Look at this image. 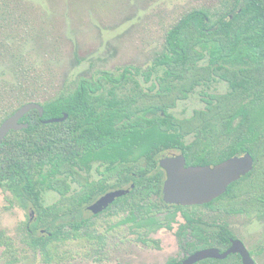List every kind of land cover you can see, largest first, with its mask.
Masks as SVG:
<instances>
[{"label": "trees", "instance_id": "obj_1", "mask_svg": "<svg viewBox=\"0 0 264 264\" xmlns=\"http://www.w3.org/2000/svg\"><path fill=\"white\" fill-rule=\"evenodd\" d=\"M29 5L0 0V61L14 79L0 81V125L29 102L40 104L44 114L29 112L20 120L28 127L10 132L0 144V191L23 209L29 203L36 208L37 222L50 234L39 240L43 260L54 258V237L65 242L67 233L60 230L66 225L82 240L85 207L109 189L134 184L120 199L123 206L144 208L145 199L158 200V158L167 151H181L194 165L249 153L259 164L246 177L249 188L226 192L218 202L264 204V0L194 7L164 30L161 50L145 70L125 66L64 78L60 85L54 66L30 58L25 44L13 39L18 29L29 36L25 27L37 14ZM139 78L149 84L146 89ZM215 80L227 84V93L208 96L189 118L172 114L178 102ZM64 115L63 122L44 123ZM186 138L194 142L185 145ZM201 141L217 150L199 154ZM94 164L100 178L89 182L85 174ZM72 185L78 188L74 193ZM50 190L59 199L44 207L40 193Z\"/></svg>", "mask_w": 264, "mask_h": 264}, {"label": "flooded vegetation", "instance_id": "obj_2", "mask_svg": "<svg viewBox=\"0 0 264 264\" xmlns=\"http://www.w3.org/2000/svg\"><path fill=\"white\" fill-rule=\"evenodd\" d=\"M188 139L190 138L183 141L185 145L194 142L192 139L187 141ZM205 144V141L200 142L197 149L199 154L209 149L217 150L214 143L208 148L204 147ZM172 151H177L178 154L170 156L163 154L158 158V166L162 172L161 196L158 200H154L152 196L145 199L144 208H139L136 203L123 206L119 201L134 189V184L131 183L124 188L109 189L90 205L112 191L128 190V193L116 198L97 214L87 209L90 205L86 206L84 212L89 213L91 218L84 217L86 225L81 229L82 240L79 241L73 237L72 225H66L60 230L62 233H67L66 236L61 237L65 242H58L57 236L52 240L53 260H43L41 255L39 240L50 234L40 227V222H37L36 208L29 203L23 209L12 200L8 193L2 194L0 191L6 203L4 205L6 211L10 212L18 208L23 213V219L12 229L0 228V264H69L80 254L85 261L94 262V264H123L122 259H128L132 264H184L189 258L205 250H216L218 255L197 260L192 264H245L243 252L229 253L235 243L240 244L253 264H264V234L263 232L257 236L249 234L250 227L264 224V204L224 205L218 202V199L226 192L240 194L247 190L249 184L246 177L254 169H259V164L249 153H243L209 165H194L187 162L179 150L167 152ZM246 154L252 158L251 171L229 184L225 192L211 202L203 205L182 206L167 204L163 201V186L167 174L159 165L161 159L182 156L185 159V167L213 168ZM91 171L85 176L89 182L97 181L100 176L95 171L97 178L91 180ZM52 192L59 199V194ZM74 192L71 187L70 193ZM42 196L43 194L40 193V202L43 200ZM70 216L73 217V214L71 213ZM56 223H62V221ZM89 223L95 225L90 226ZM95 233L97 236H94ZM223 255L226 256L220 257Z\"/></svg>", "mask_w": 264, "mask_h": 264}, {"label": "rangeland", "instance_id": "obj_3", "mask_svg": "<svg viewBox=\"0 0 264 264\" xmlns=\"http://www.w3.org/2000/svg\"><path fill=\"white\" fill-rule=\"evenodd\" d=\"M22 1L33 6L37 14L33 16L35 22L25 27L29 36L18 29L16 32L20 34L14 33L13 39L25 44V54L30 58L54 66L57 72L55 83L60 85L64 78L68 81L79 76L89 78L100 71H114L125 66L145 70L160 52L166 28L185 11L201 5H213L217 0ZM13 39L5 41L13 44ZM0 81H14L5 61H0ZM139 81L143 88L149 86L143 83L142 78ZM227 91V84L220 80L207 87H198L187 100L177 103L172 114L179 119L189 118L195 110L204 108L202 100ZM176 154L177 151L164 153L165 156ZM96 166L92 167L91 180L97 178ZM76 190L72 185V192ZM42 199L43 205L49 206L57 201L58 196L45 191ZM4 205L6 203L0 193V228L8 230L20 223L23 213L18 208L8 212ZM83 214L91 218L89 213ZM261 232L264 234V224L249 228L250 235L257 236ZM82 256L80 254L69 264H94ZM122 261L123 264H132L128 259Z\"/></svg>", "mask_w": 264, "mask_h": 264}, {"label": "water", "instance_id": "obj_4", "mask_svg": "<svg viewBox=\"0 0 264 264\" xmlns=\"http://www.w3.org/2000/svg\"><path fill=\"white\" fill-rule=\"evenodd\" d=\"M37 111L42 117L44 110L35 102H29L19 107L10 117L0 125V144L12 131H20L28 127L20 120L31 111ZM66 115L59 119H49L44 123L52 124L63 122ZM160 167L165 170L167 179L163 186V201L167 204L182 206L203 205L211 202L223 194L229 184L251 171L252 158L249 154L243 157L233 158L215 167L194 166L185 167V159L182 156L167 157L159 161ZM128 190H116L100 197L87 209L93 214L101 212L116 198L122 197ZM239 251L244 254L245 264H253L247 253L235 243L229 251ZM216 250H205L189 258L184 264H192L197 260L217 256ZM226 255L220 256L224 257Z\"/></svg>", "mask_w": 264, "mask_h": 264}]
</instances>
